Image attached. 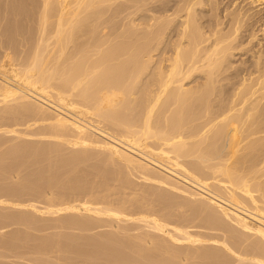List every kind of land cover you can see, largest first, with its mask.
<instances>
[{"label":"bare ground","instance_id":"obj_1","mask_svg":"<svg viewBox=\"0 0 264 264\" xmlns=\"http://www.w3.org/2000/svg\"><path fill=\"white\" fill-rule=\"evenodd\" d=\"M146 1L0 0V20L9 25L5 35L23 36L29 46L23 56L16 59L14 53L16 60L10 56L8 65H0V151L9 134L12 140L30 134L50 138L40 144L24 138L0 152V232L16 227L8 239H0V247L15 258H23L18 250L30 242L31 253L45 257L41 262L33 257L31 262L29 252L26 258L31 264H58L56 253L63 264H230L228 253L236 264H264V100H259L264 94V44L260 40L256 44L260 48L253 52L257 76L249 72L242 79L237 96L234 93L238 99L233 95L229 100H206L213 93L210 87L216 86L217 73L230 67L226 63L232 51L244 45L241 33L253 25L252 15L238 0H213L209 5L215 19L204 27L197 10L209 0H154L152 23L143 18L147 24L142 26L141 19L137 24L129 17ZM169 28L168 34L173 31L176 39L162 47ZM250 37L247 44L256 36ZM195 73H204L205 83L187 87ZM31 120L47 124L32 129ZM24 125L25 130L17 129ZM53 137L72 140L61 143ZM66 145L73 148L70 153H65ZM89 160L96 170L93 180L88 179L90 171L81 167ZM28 168L31 172L19 176ZM129 173L149 185L153 181L157 187L160 183V188H172L176 198L185 193V199L181 194L185 202L188 196L190 205L194 199L195 207L188 203L192 213L180 212L177 206L176 215L173 209L179 203L174 195L169 197L167 190L168 195L153 185H145L148 193H143L149 201L162 203L153 204L157 209H152L146 195L139 199L146 198L147 203H133L136 195H132L125 198L127 204L120 195L124 205H113L108 189V200L105 192L101 195L105 189L100 186L110 188V179L130 183ZM129 221L137 223L141 232L131 233L119 225ZM228 224L233 225L230 233L234 226L241 230L232 242L230 236L237 228L228 239ZM113 225L122 236L119 231L95 237L59 231L92 232ZM193 226L218 229L219 243L226 236L219 249L226 252L209 250L215 246L212 243L205 250L214 232L208 236L195 232ZM29 231L51 234L33 238ZM206 235V241L201 239ZM240 244L248 246L238 254Z\"/></svg>","mask_w":264,"mask_h":264},{"label":"rangeland","instance_id":"obj_2","mask_svg":"<svg viewBox=\"0 0 264 264\" xmlns=\"http://www.w3.org/2000/svg\"><path fill=\"white\" fill-rule=\"evenodd\" d=\"M146 1V0H145ZM151 1H154V0H149L148 2H149V5L147 4V1L145 2V4L146 5H144L143 6V4H142V6H140L139 5V7H138V9L136 8V7H134V9H132V12L134 13V11H135V9H136V11H137V14H135L134 16H133V14H132V16H130L129 17V19L131 18V20H134V22L135 23H137L140 19H141V21H140V23L142 24V26L144 25V24H147V23H152V20H151V15L153 16L155 13H154V10H153V6L154 5H152L153 3L151 2ZM213 0H209V2H208V5H206V6H204V8H202V9H198L197 10V14H198V16H199V22H200V24H202L204 27L205 26H208V25H210L212 22H213V20L215 19V17H214V15H215V13H214V10H213V7H211L209 4L212 2ZM226 1V0H225ZM224 1V2H225ZM238 2H241L240 3V6L241 7H243V11H248V13L250 14V15H252V22H253V25L251 26V27H249L247 30L246 29H243L242 30V33H241V36H245L242 40H240V42H242V41H244V45H242L241 47H239V48H237V49H235V50H233L232 51V54L230 55V57H228V61H227V63H226V65L227 66H230L229 68H227V69H224L222 72H218L217 73V78H216V86L215 85H213V86H215V87H210L211 88V90L209 91V93H212V94H210L209 96H207L206 98H208V99H206V100H221V98H222V100H225V99H227V100H229L230 98H233L232 96L234 95V98L237 96V92H238V90H239V87L241 86L239 83H241V81H242V79L243 78H247V76H248V73L249 72H252L253 73V77H255V76H257V72H256V70H255V59L253 58V52L254 51H256V50H258L259 48H260V46H257L256 44H257V42H258V40H260L261 41V43L262 44H264V0H262V2H255V0H238ZM143 3H144V1H143ZM152 3V4H151ZM223 5H224V3L223 4H221L220 5V7L222 8L223 7ZM232 9V8H231ZM131 10V9H130ZM129 10V11H130ZM134 10V11H133ZM128 11V12H129ZM136 11H135V13H136ZM149 16V17H148ZM148 17V18H147ZM143 18L145 19V20H148L149 18H150V20L149 21H151V22H147V23H145L144 21H143ZM147 18V19H146ZM4 20V21H3ZM3 20H0V21H2V25H1V22H0V25L3 27V28H1V26H0V32H1V34H0V65L2 64V65H8V63H9V60L8 59H10L11 58V60L13 61L15 58L16 59H18L19 57H21V55L23 56L25 53H26V51H27V49H28V44H27V40H26V38H24L23 36H20L19 37V35H15V36H13L12 38H9L8 36H6L5 34H7V33H5L6 32V30H5V27L7 26V22L5 21V19H3ZM143 21V22H142ZM3 22H4V26H3ZM139 23V24H140ZM144 23V24H143ZM6 24V25H5ZM138 24V23H137ZM9 26V25H8ZM8 26L6 27V28H8ZM145 26V25H144ZM171 28V30L173 29V27L171 26L170 27ZM170 28L166 31V33H165V36H164V38H165V44L163 45L162 44V47L164 46H167L168 44H171V42L172 41H174L175 39H176V36L173 34V31L170 33V34H168L171 30H170ZM1 29H3V30H1ZM3 33H4V35H3ZM251 34H255V38L254 39H252L251 40V44H247V42L251 39V37H250V35ZM1 36H4L3 38L1 37ZM18 36V37H17ZM5 37H6V40H5ZM17 37V38H16ZM24 38V39H23ZM167 38V39H166ZM170 38V39H169ZM10 39H13L12 40V42H11V40ZM3 42H2V41ZM9 40H10V42H9ZM22 40H24V41H26V42H23ZM15 41V42H14ZM167 41V42H166ZM14 42V43H13ZM16 42H18V43H16ZM23 42V43H22ZM239 41H237L236 43H238ZM9 43V44H8ZM11 43V44H10ZM20 43V44H19ZM21 43H22V45H21ZM15 44V45H14ZM17 44V45H16ZM25 44V45H24ZM247 44V45H246ZM7 45H8V47H11L12 45V49L11 48H8L7 47ZM22 46H24V47H22ZM15 49H14V48ZM18 47H20L21 49H24L25 47V49L22 51L20 48H18ZM170 47V46H169ZM168 48V47H167ZM167 48L165 49V50H167ZM6 49V50H5ZM8 49H10V50H8ZM13 49L15 50V51H13ZM5 50V51H4ZM164 50V49H163ZM8 51H10V52H8ZM20 51H22V53L20 52ZM12 52V53H11ZM6 53H8V55L5 57V55H6ZM15 53V54H14ZM13 54H14V56H15V58H14V56H13ZM18 56H17V55ZM159 54H160V56H161V53H160V49L157 51V52H155V56H154V59L156 58V61H158V58H159ZM5 57V59H4V57ZM11 56V57H10ZM10 57V58H9ZM12 57H13V59H12ZM8 58V59H7ZM7 59V60H6ZM15 59V60H16ZM5 61V62H4ZM3 62V63H2ZM6 67H8V66H6ZM202 83H205V74L204 73H200V74H198V73H195V75H193L189 80H188V82H186V85H187V87H195V86H197V85H200V84H202ZM239 86V87H238ZM213 89V90H212ZM262 89H263V91H262ZM260 91H259V95H260V93H261V91L264 93V88H262ZM235 91H236V93H235ZM236 94V96H235V94ZM207 94H208V92H207ZM262 94V93H261ZM226 97V98H225ZM239 97V96H238ZM229 98V99H228ZM233 98V99H234ZM259 98V97H258ZM238 98L236 97V99L235 100H237ZM240 100V99H239ZM259 100H264V94L262 95V96H260V99ZM86 121H87V119H86ZM38 123V124H37ZM41 122H39V121H35V120H31L30 122H29V124H32V129H36V128H38V127H40V126H42L43 124H40ZM39 124H40V126H39ZM45 124H47V123H45ZM45 124H44V126H45ZM34 125V126H33ZM22 127H24V128H22ZM20 128V130H25L26 129V127H25V125L24 126H21V127H18L17 129H19ZM27 134H30L28 131H25ZM9 135H11V134H9ZM9 135H7L8 137H6V136H4V137H6V139H8V140H6L5 139V141L7 142H4V144H3V146L2 147H4V149H6L7 147H9V146H7V145H13V144H16V143H18V142H20L19 140H23L24 141V138H22V139H14V140H12V138H14V136L13 135H11V139H10V136ZM31 135L32 134H30V135H28V137L27 138H25V141H27V140H29V141H34V142H36V143H41V142H49L48 141V136H42V137H40L41 139H39V137L38 136H35V135H32V138H31ZM25 136H27V135H25ZM3 137V138H4ZM34 137V138H33ZM46 137V141H45V138ZM28 138H30V139H28ZM54 138V137H53ZM27 139V140H26ZM33 139V140H32ZM44 139V140H43ZM50 139V138H49ZM57 139H58V141H62L61 143H63V142H68V141H70V140H72V139H69V138H65V139H63V138H56V140H55V138L53 139L54 141H57ZM52 140V138H51V141H53ZM12 141V142H11ZM40 141V142H39ZM50 141V142H51ZM57 141V142H58ZM59 142V143H60ZM13 143V144H12ZM1 147V148H2ZM69 148V146H65V153H70V151H72V149L73 148ZM83 148V147H82ZM3 148L1 149V151H3L4 150ZM71 149V150H70ZM70 150V151H69ZM94 150V149H93ZM0 151V152H1ZM92 162V160H89L87 163H85L84 165H81V167L83 168V170L85 171V169H86V172H88V171H90V172H88L87 173V175H88V179L89 180H93L94 179V172L96 171L95 170V168H92V165H90V163ZM93 163H95V161L93 160ZM259 163H262V162H259ZM259 165V164H258ZM262 166V164L261 165H259V166H257V167H261ZM90 167V168H89ZM250 167V164H248V168ZM31 168V170H34L35 169V167H30ZM30 168H28V169H26V170H24L23 172H21L20 173V175L19 176H23L24 174H26V173H28L29 172V170H30ZM85 168V169H84ZM89 169V170H88ZM258 169V168H257ZM31 170H30V172H31ZM93 173V174H92ZM259 173H262L261 171L259 172ZM133 175V176H132ZM135 175H137V174H135V173H129V179H130V183H127V182H124L122 179L120 180V181H122L124 184H127V185H125L126 186V188H128V189H126V188H124V184H123V189L121 188V186H122V184L120 185V181L118 180V179H116V181L113 179H110V180H108L107 181V186L108 187H110V188H107V187H103V185H102V187L100 186V189H105L104 191H103V194H101V195H105V196H107V200L109 199L108 198V196H109V194H110V200L112 199L113 200V202H112V204L114 203L115 205H116V202H117V204L119 203H123V205H124V202L123 201H125L126 199V197H135V195H136V197H135V199H133V198H130L129 199V204H130V202H132L133 200V203H135V200L136 201H139L140 199H142L143 197H145V195H146V193H148L146 190H145V185H147L148 187H150V185L152 186L153 185V181H149L150 182V185H149V183H148V181H146V180H144V181H142V179L140 180V178L141 177H139L138 175L137 176H135ZM136 177H138V178H136ZM13 180H15V177L12 179V182H15V181H13ZM96 180V179H95ZM112 180V181H111ZM114 181V182H113ZM109 182V183H108ZM121 182V183H122ZM155 182V181H154ZM141 183V184H140ZM110 184V185H109ZM138 184H140V186H138ZM157 183L155 182V184L153 185V189H155L156 187H157V185H156ZM160 186H162V184H160V183H158ZM144 185V186H143ZM159 185H158V187H159ZM104 186H106V184L104 185ZM133 187V189L135 190V189H137V190H132V188L131 187ZM146 186V187H147ZM137 187V188H136ZM139 187V188H138ZM156 188L155 190H157V191H159L158 189H160V191L159 192H162V193H164L165 192V190H167V187L166 186H163V187H166V189L165 188ZM140 188H142V189H140ZM170 188V187H169ZM102 189V190H103ZM109 190V194H107L106 192ZM144 189V190H143ZM102 190H99V192L101 193V191ZM140 190H142V191H140ZM171 190H172V188H171ZM171 190L169 189V190H167L168 191V194H169V197L171 196H173L174 195V193L173 192H175L174 190H172V193H171ZM106 191V192H105ZM111 191V192H110ZM132 191H134V192H132ZM137 191V192H136ZM143 191H145L146 193L144 194L143 193ZM104 192H105V194H104ZM177 192V191H176ZM175 192V194L177 195V193ZM179 192V191H178ZM124 195H122V194ZM131 193H134V194H131ZM142 193H143V195H142ZM167 192H165V194H166ZM179 193H181L182 194V192H179ZM127 196H126V195ZM130 194V195H129ZM139 194V195H138ZM168 194H166V195H168ZM170 194H172V195H170ZM180 194V195H181ZM184 195H185V193H183ZM182 194V195H183ZM115 195V196H114ZM122 197H124V199H123V201H122V199L120 198L121 196ZM129 195V196H128ZM133 195V196H132ZM142 195V197H140ZM176 195H174V197L176 196ZM179 194H178V200H177V198L175 197V199H176V204L177 203H179V205H182L183 204V202L184 203H187V208L185 207V206H183V209H182V207H180L179 205H176L175 204V201L173 200L174 199V197H173V201H174V204L176 205L175 207L177 208V206L180 208L179 210H180V212H182V211H186V210H188L189 211V209H190V212L192 213V211L191 210H193V209H191V208H189L190 206L191 207H195L194 206V204L192 205V203H194V199H191V197H190V201H191V205H190V203L188 202V198H189V196L186 198V202H185V197H184V195H183V197H184V199H183V197H182V195L180 196ZM114 196V197H113ZM148 195H146V198H148V203L150 202V205L151 206H153L152 207V209L153 208H156L157 209V207H155L153 204L155 203V202H157V201H149V197H147ZM113 197V198H112ZM116 197V198H115ZM182 198V200L180 199V198ZM128 198H127V201H128ZM140 198V199H139ZM146 198H144L143 199V201L142 200H140V201H142L143 203H147V200L145 201V199ZM117 199L118 200H121V201H117ZM133 199V200H132ZM188 199V200H187ZM109 200V201H110ZM132 200V201H131ZM179 200H181V202L179 201ZM127 201H125V204H127L128 202ZM145 201V202H144ZM179 201V202H178ZM183 201V202H182ZM127 202V203H126ZM152 203V204H151ZM158 204H162V203H159V202H157ZM181 203V204H180ZM188 203H189V207H188ZM113 204V205H114ZM128 204V207L131 205H129ZM37 206L39 205H41V204H36ZM146 205V204H145ZM150 205H149V207H150ZM156 206H157V204H155ZM186 205V204H185ZM117 206H120V205H117ZM159 206L160 205H158V208H159ZM163 206V205H162ZM126 207V206H125ZM130 207H132V206H130ZM127 208V207H126ZM161 208V207H160ZM175 208V209H176ZM151 209V210H152ZM156 209H154L155 211H156ZM175 209H173L176 213V215H178V212H179V210H178V208H177V210H175ZM153 210V211H154ZM163 209H158L157 211H161V213H164L165 212V209H164V211H162ZM135 211H137V210H135ZM132 212V211H131ZM179 212V213H180ZM189 212V215L191 214ZM183 213H185V212H183ZM186 213L188 214V212L186 211ZM156 214H160V213H157L156 212ZM162 215V214H161ZM176 217V216H175ZM175 217L174 218H172L173 219V221H175ZM176 219H177V217H176ZM178 220V219H177ZM173 221H172V223L170 224V222H169V224L170 225H173ZM129 222H131V221H129ZM176 222V224H177V221H175ZM195 222H197V221H195ZM195 222L193 223V225H198V223L197 224H195ZM44 223H45V221H44ZM46 223H49V221H46ZM126 223V224H125ZM186 223V222H185ZM228 223H230V222H228ZM113 224V223H112ZM175 224V223H174ZM175 224V225H176ZM231 224H233V223H230V225ZM114 225L116 226V228H117V222L116 223H114ZM113 225V229L115 228V226ZM119 225H122V226H125V227H127V229L128 230H130V231H132L131 233H133V231H135L134 233H138L139 231L141 232V229H139L138 228V224L137 223H128V222H124V224H122V223H120ZM128 225H129V227H128ZM229 225V224H228ZM229 225V226H230ZM174 226V225H173ZM227 226L228 227V229H226V230H228L227 232L228 233H230V228L233 226ZM109 227V226H108ZM108 227H106V229L104 230V228H101L100 230L99 229H97V230H94V231H88V232H80V231H77V230H75V231H69V230H59L60 231V233H64V234H67V232L68 233H71V234H76L77 236H79V237H81V235L82 236H87V237H95V236H97L99 233H101L102 234V232H104V233H108V232H115V233H117L118 231H119V229H118V231H117V229L115 228L114 230L113 229H111V227L108 229ZM135 227H137V230H134V229H136ZM235 228H237V226H234ZM233 227V229H231V233L230 234H226V233H224L225 231H224V229H225V227H222L221 229H220V232L221 231H223L222 232V234L224 233V235L226 234V236H227V238H228V235H232L234 232H233V230H235V228ZM16 227L14 226V228H13V226H11L10 228L9 227H7V228H5V229H3V232H0L1 234H0V239H3V240H5V239H8V237L10 236V233H12L11 231H14V230H16L15 229ZM134 228V229H133ZM191 228V227H190ZM193 229H194V231L196 232L197 231V229H198V231L197 232H199V230H200V232L202 231V233L203 234H206L207 232V234H208V236H211L212 234H213V232H214V236H211L210 238H211V240H209L208 239V236H207V238H202L201 237V239H203V240H207L206 242L207 243H205V245L204 244H198L196 247H198V248H202V246L204 245L205 247H207V245L206 244H208V246L209 245H215V246H213V247H211L210 248V246H209V250H211L212 249V251L214 250H216V249H218V251L220 250V251H223V252H226L224 249H219L221 246V243L223 242V240H224V238L226 237H224L223 238V236H222V238H223V240L221 239V243H219L220 242V239H218V237L219 238H221L219 235H218V237H217V232L216 231H218V229H207V230H209V231H207L206 230V228H203L202 227V229H204V230H201V228L200 227H195V226H193L192 227ZM224 228V229H223ZM12 229H14V230H12ZM111 229V230H110ZM139 229V230H138ZM55 230V229H54ZM54 230H50V232L52 233V231H54ZM116 230V231H115ZM144 229H142V231H143ZM192 230V229H191ZM190 230V231H191ZM237 230V231H236ZM235 230V235L233 234L232 236H230V240H231V242H232V240L234 239L233 237H235L236 235H237V233H238V231H239V234H240V232H241V230H240V228H237ZM56 232L58 231V230H55ZM54 231V232H55ZM58 231V232H59ZM66 231V232H65ZM96 231H98V232H96ZM138 231V232H137ZM203 231H206V232H203ZM211 231H213L212 233H211ZM5 232H7V233H5ZM32 232V231H31ZM30 231H29V233H31ZM33 232H35V231H33ZM46 232V231H45ZM39 232V233H37V232H35V233H37L36 235H35V233H34V235H33V233H31L32 235H30V236H32L33 238H35V236L36 237H38V235L40 234H47L48 235V232ZM49 232V233H50ZM220 232H218V234H220L221 235V233ZM243 232V231H242ZM5 233V234H4ZM50 233V234H51ZM216 233V234H215ZM119 234L121 235V234H123V233H121L120 231H119ZM4 235V236H3ZM40 235H39V237H40ZM44 235V236H45ZM46 235V236H47ZM3 236V237H2ZM41 236H43V235H41ZM122 236V235H121ZM233 239H232V238ZM215 238H217V239H215ZM213 239H215V242H214V240ZM226 239V238H225ZM229 239V238H228ZM208 241H213V242H208ZM218 241V242H217ZM225 241V240H224ZM227 241H229V240H227ZM231 242H229L230 244H231ZM245 242V241H244ZM243 242V243H244ZM246 242H248V241H246ZM245 242V243H246ZM212 243V244H211ZM218 243V244H217ZM242 243V244H243ZM249 243V242H248ZM247 243V244H248ZM178 244H181L180 246H182V244H184V243H178ZM220 244V245H219ZM247 244H244V245H237L238 246V248H240V252H238L239 251V249L237 248L236 249V251L238 252V254H240L242 251H241V249L243 248H245L246 246H248ZM24 245L26 246V247H24ZM21 248H19V252H20V255L22 254V256H21V258L23 257L24 259H26L24 262H23V260L21 259L20 260V257L19 258H15L13 255H14V253H13V255H11L12 253H11V251L10 250H8L7 251V248L6 247H0V253H2L1 254V256L0 257H2V258H0V259H2V260H0V261H3V262H7V263H9V261L11 262V264H12V262H14V261H16L15 263H22V264H25V262H26V264L34 257V258H37L35 261L36 262H41V259H45V257H44V255H36L37 257H35V255H33L32 253H31V245H32V243L30 244V242L28 243V244H24ZM27 245H28V247H27ZM232 245V244H231ZM246 245V246H245ZM184 246V245H183ZM182 246V247H183ZM186 246V245H185ZM200 246V247H199ZM204 246H203V248H204ZM217 247V248H216ZM4 248V249H3ZM25 248V249H24ZM29 250V251H25V250H27V249ZM202 248V249H203ZM236 248V247H235ZM235 248H232L233 250L235 249ZM208 249V247L207 248H205V250H207ZM246 249V248H245ZM25 252H23V251ZM10 251V252H9ZM9 252V253H8ZM23 252V253H22ZM32 254V255H30V253ZM236 252V253H237ZM6 253H8L9 254V257H8V255L6 254ZM11 253V254H10ZM29 253V255H27ZM23 254L25 255V256H23ZM224 254H226V253H224ZM3 255V256H2ZM26 255L27 256H29V258H30V260L29 261H27V258H26ZM55 255H58V256H56V258L54 257V255H52V257H53V259L55 258L56 260L54 261V263L56 262V261H58L57 263L59 264L60 262H62V264L63 263H66L65 261H60V259L59 260H57V258L59 257V258H61L62 256L60 255V254H55ZM227 255V254H226ZM231 255V254H230ZM14 257V258H12V257ZM48 256V255H47ZM46 256V257H47ZM61 256V257H60ZM50 257V258H49ZM227 257L229 258V260H230V264H236V263H238V262H236V261H234V260H236L235 259V257L234 256H232L231 255V257H229V253H228V255H227ZM9 258V259H8ZM10 258H11V260H13V261H11L10 260ZM28 258V259H29ZM33 258V259H34ZM41 258V259H40ZM48 258L49 259H51V255H49L48 256ZM47 258V259H48ZM234 258V260H232ZM15 259V260H14ZM32 259V260H33ZM39 259V260H38ZM5 260V261H4ZM9 260V261H8ZM31 260V262H33ZM52 260V259H51ZM47 261V260H46ZM31 262H29L30 264H31ZM184 262V261H183ZM182 262V264H185V263H183ZM14 263V264H15ZM52 263H53V260H52ZM242 262H240L239 264H241ZM246 263H249V262H243V264H246ZM32 264H35V263H32ZM249 264H251V263H249Z\"/></svg>","mask_w":264,"mask_h":264}]
</instances>
